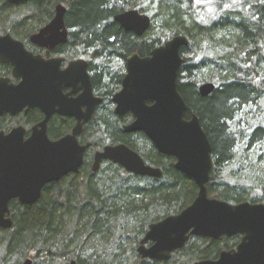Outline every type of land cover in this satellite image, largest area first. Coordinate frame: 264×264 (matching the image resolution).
<instances>
[{"label":"trees","instance_id":"trees-1","mask_svg":"<svg viewBox=\"0 0 264 264\" xmlns=\"http://www.w3.org/2000/svg\"><path fill=\"white\" fill-rule=\"evenodd\" d=\"M58 4L68 8L66 22L77 29L76 37L99 55L94 85L101 92L108 88L111 95L124 76L125 58L147 57L173 37L185 36L177 90L187 106L185 119L195 115L211 145L207 195L229 204L258 199L249 190L264 188V0H41L25 8L37 13L44 7L48 19ZM130 10L151 19L141 38L113 22L115 15ZM21 23V8L0 0V34H15ZM205 83L215 86L206 98L198 92ZM10 125L0 120V131ZM89 130L95 147L102 140L123 144L162 177H136L107 164L98 179L84 165L78 175L46 186L37 203L23 207L12 201V227L0 229V264L13 257L19 264L29 255L34 264H169L178 256L193 264L213 258V246L199 247L200 240H191L168 262L140 259L136 248L148 226L179 214L193 202L197 187L142 134L125 135L115 124ZM71 239L76 248L66 251ZM87 239L96 243L84 258ZM97 243L104 245L101 252Z\"/></svg>","mask_w":264,"mask_h":264},{"label":"water","instance_id":"water-1","mask_svg":"<svg viewBox=\"0 0 264 264\" xmlns=\"http://www.w3.org/2000/svg\"><path fill=\"white\" fill-rule=\"evenodd\" d=\"M4 1L19 6L40 0ZM65 12L61 4L55 6L53 19L33 35L31 41L50 48L65 42ZM113 22L137 38L143 37L151 26V19L137 10L115 15ZM187 45L185 36H175L153 49L147 57H128L121 89L112 99L118 118L127 113L133 117L123 131L142 133L157 153L173 157L175 170L190 178L197 187L195 199L179 214L149 225L136 252L141 260L168 262L174 252L185 247L191 236L218 239L243 235L236 251L222 252L215 261L194 264H264V205L247 202L230 205L208 198L211 145L198 118L192 115L185 119L187 106L177 90L178 71L183 64L180 51ZM0 63L11 65L12 76L21 79L17 85L0 79V117L15 116L23 109H39L45 114L44 121L32 129L27 141L23 140L22 127L6 134L0 132V229L9 230L12 201L23 207L33 205L40 200L46 186L79 172L89 145H79L77 137L101 100L93 99L87 83L80 96L82 101L60 112L57 62L31 55L8 34L0 35ZM70 72L72 70L68 69L63 75ZM214 90L211 83L198 88L204 98ZM83 104L87 106L84 112L80 109ZM54 113L75 117L77 125L70 135L51 142L46 135V124ZM101 161L118 165L136 177H162L159 169L146 165L136 152L123 144L106 146L97 152L91 168L93 173L99 169ZM262 194L264 196V188ZM148 244L151 245L146 247ZM22 264H32V261L27 259ZM70 264L76 263L71 261Z\"/></svg>","mask_w":264,"mask_h":264},{"label":"flooded vegetation","instance_id":"flooded-vegetation-1","mask_svg":"<svg viewBox=\"0 0 264 264\" xmlns=\"http://www.w3.org/2000/svg\"><path fill=\"white\" fill-rule=\"evenodd\" d=\"M32 3H37V1L23 3L22 5H19V6H13L14 10L20 9V8L22 10L21 28L20 29L17 28V30H19L20 33L19 31L17 33V30L14 31L15 34H17L21 38L17 37L15 34H8V35H10L14 40L20 42L24 50L30 53L31 55L35 57L36 56L40 57L41 59L45 61H56L57 62L58 73L60 75V77H58V86L60 88V97H59L60 109L58 107L57 109L61 110L60 112H64V110H66L65 108H72V107L74 108L78 102L82 101L80 96L83 94L87 83L90 86L91 95L93 99L101 100L100 104H98L95 107L91 119L83 125L82 131L80 135L77 137V141L79 145L81 146L89 145V148L86 150L84 154L83 164L77 174H69L65 176L64 178L71 176V175H78L84 165H86L87 174L90 177H97L107 164H112V163L108 161H101L99 169L95 173H93L91 171V168L94 162L95 154L97 152H101L103 148L106 146H115V145H107V143L102 140L99 144V147H95V145L93 144V141L91 140L92 138L88 137L90 128H92L94 125L109 126L111 124H115L121 128V133L125 135L142 134L140 132L128 134L123 131V127L129 125L133 121V117L131 114L127 113L123 115L121 118H118L114 113L115 105L112 102V99L120 91L121 82L124 76L120 80L118 88L115 91H113L112 95L109 93L110 90L104 87L103 80H102V83H103L102 87L105 88L104 92H101L100 90L101 87L99 88L94 85V73H93L94 72L93 69L95 68L94 61H97V59H99V55L96 56L92 47L83 45V43L79 40V38L76 37L78 35L77 29L73 28L70 24L66 22L67 14L69 10L63 5L62 6L65 7L66 9V12L64 15V27L67 32V38L65 42L54 45L51 48L50 47H40L39 45L34 44L31 41V37L37 34L43 27H45L53 19L55 8L53 9L52 16L48 19L46 18L48 20L46 22V19H44V7H42L40 11L38 9L37 13L34 8H27V9L25 8V5H29ZM30 11H31V14H30ZM25 20L27 23L25 22ZM36 21L38 23H36ZM40 23L42 24L40 25ZM0 35H6V34H0ZM78 36L80 37V34ZM127 58L124 59V69H125V61ZM68 69H71L72 72L68 73V75L67 74L63 75V73H66ZM0 79H8V83L11 85H17L21 81L20 78H14L12 76L11 65L1 64V63H0ZM86 108L87 106L84 104L80 106V109L83 112L86 110ZM110 111H112V115H110ZM112 117L113 119L111 120L110 118ZM44 119H45V114L39 109H30L28 111H26V109H23L19 114L15 116L5 114L0 117V120H7L9 124L11 125L7 130L0 131V132H4L6 134L13 128L22 127L25 131L23 140L27 141L31 136L32 129L36 127L38 124L42 123ZM76 125H77V119L75 117L70 116V115L69 116L64 115L61 113H54L53 115H51V117L49 118L46 124L47 138L51 142L59 141L65 136L70 135L73 128ZM149 143L152 145L150 141ZM155 152L157 153L156 150ZM158 155L173 160V165L175 164V159L173 157L164 156L159 153ZM115 166H118V165H115ZM153 168H156V167H153ZM262 190L263 189L260 190V195L259 196L257 195L258 199L256 201L247 202V203L251 205H264V196L262 194ZM241 203H245V202H241ZM241 203L230 204V205H238ZM242 239H243V235H233L230 237L221 236L218 239H209V238L191 236L189 237L187 243L191 240L193 241L200 240L199 247L201 246L203 248H206L207 245L213 246L214 247L213 258L205 259V260L215 261L219 258V255L222 252L236 251L237 247L242 242ZM150 245L151 244H148L146 245V247H149ZM138 246H139V243H138ZM30 257L32 256L29 255L27 258H25V260L29 259L32 261V264H34L32 258ZM199 261H204V260H199ZM199 261H196V262H199ZM153 262H156V261H153ZM157 263H165V262H157ZM194 263L195 262H193V264Z\"/></svg>","mask_w":264,"mask_h":264},{"label":"rangeland","instance_id":"rangeland-1","mask_svg":"<svg viewBox=\"0 0 264 264\" xmlns=\"http://www.w3.org/2000/svg\"><path fill=\"white\" fill-rule=\"evenodd\" d=\"M27 23V22H26ZM104 168H106V166L104 167ZM106 173H102V174H100V175H105ZM100 175H98V177L100 176ZM102 176H101V178H102ZM98 179H100V177L98 178ZM249 194H250V196H259L260 195V191H251L250 192V190H249ZM95 241H93V240H89V239H87V241H86V245H85V253H84V258H87V257H89L91 254H92V249L94 248V246H95ZM65 244H67V246H66V251H70L71 249H73V248H76V241L74 240V239H71V241H66L65 242ZM96 246H97V252H101V250L103 249V244L102 243H97L96 244ZM123 248H125V246L123 247ZM53 251H54V249H53ZM52 251V252H53ZM32 254V253H31ZM16 257L14 258H9L6 262H5V264H16ZM25 260H23V261H20V263L19 264H22L23 262H24ZM70 262V261H69ZM69 262H67V264H69ZM42 263V261H38L36 264H41ZM185 264V259H183V258H181L180 256H178V258L175 260V262L173 263L172 261L169 263V264Z\"/></svg>","mask_w":264,"mask_h":264}]
</instances>
